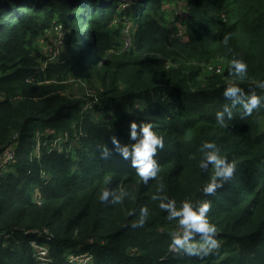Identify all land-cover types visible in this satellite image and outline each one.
<instances>
[{
	"label": "trees",
	"instance_id": "obj_1",
	"mask_svg": "<svg viewBox=\"0 0 264 264\" xmlns=\"http://www.w3.org/2000/svg\"><path fill=\"white\" fill-rule=\"evenodd\" d=\"M175 1L187 3L182 32L170 12ZM243 1L0 0V154L14 146L16 155L0 175V264H37L34 240L48 248L51 264H78L77 257L86 264H264V106L243 118L237 106L227 126L216 121L230 104L229 83L264 95L257 86L264 82V0ZM54 29L70 57L52 60L40 49L42 34ZM246 55L262 73L248 69L240 79L229 65L207 68ZM78 79L88 86L76 100L67 88ZM132 122H151L164 137L160 171L148 185L111 141L134 143ZM206 140L236 162L232 181L209 196L200 191L215 172L199 167ZM105 144L108 159L101 158ZM106 187L127 195L102 203ZM183 194L212 202L208 215L221 238L215 254L170 249L177 223L153 197L179 207ZM141 207L149 210L145 226L132 229Z\"/></svg>",
	"mask_w": 264,
	"mask_h": 264
},
{
	"label": "clouds",
	"instance_id": "obj_2",
	"mask_svg": "<svg viewBox=\"0 0 264 264\" xmlns=\"http://www.w3.org/2000/svg\"><path fill=\"white\" fill-rule=\"evenodd\" d=\"M230 36L231 33L224 36L225 44H228ZM230 72L243 79L247 76L248 65L243 59L234 58L230 61ZM257 86L264 87V82H259ZM223 96L230 101V104H225L222 110L216 112V121L222 126H227L226 118L227 120L233 118V110L237 109V106L241 110V118L251 116L254 110L264 106V95H259L253 90L246 91L235 83H229L225 87ZM128 136L129 140L134 143L122 144L116 136H112V144L120 157L128 161L135 169V174L142 183L148 185L150 181L158 177L161 166L156 157L158 152L165 147L164 137L154 131L151 122L140 124L132 122ZM200 151L204 158L200 161L199 167L205 171L210 167L215 169L210 181L202 185L200 191L205 196L214 195L218 189H222L232 181L236 172V162L222 156L221 148L215 141H204ZM112 155V150L105 144L101 151V158L108 159ZM160 190H163L162 187ZM126 195L127 193L118 194L115 189L106 187L100 193L99 199L102 203L114 205L121 203ZM153 199L160 201L159 208L167 213V219L177 223V227L169 232L171 250L183 252L188 256L204 258L215 254L221 248L218 227L208 215L212 207L210 200L185 199L177 207L174 198L154 196ZM148 212L147 207H141L138 219L130 222L131 228L144 227Z\"/></svg>",
	"mask_w": 264,
	"mask_h": 264
},
{
	"label": "rangeland",
	"instance_id": "obj_3",
	"mask_svg": "<svg viewBox=\"0 0 264 264\" xmlns=\"http://www.w3.org/2000/svg\"><path fill=\"white\" fill-rule=\"evenodd\" d=\"M232 2L235 3V4H237V6H239V7H244V1L243 0H232ZM126 5L127 4H123L121 6V9H124V7ZM185 7H186V10H187L188 9L187 8V3H186V5H184L180 1H175L173 3V8H172V11H170V12L171 13H177L178 14V15L177 14L176 15L178 16V18L180 20L179 22L177 21V19H175L176 17L173 14H170L169 15V18L171 19L172 22H174L175 24L178 22L177 26H178V28L180 30L179 32H182V31H184L186 29L185 28L186 24L184 22V20L186 18V12L184 10ZM167 8H168V6H167ZM259 14H261V13H259ZM124 23H128V22H124ZM243 23H244L245 26L248 27V24H246L245 22H243ZM114 24L117 25L118 22L115 21ZM170 25H172V24H170ZM129 28H130V25L128 23V24H126L125 33H129ZM60 35H61L60 32L57 31V30H55V29L54 30H47V31H45L42 34L41 39L39 40V43H38L40 49L43 52V54L48 55V57H50V59H52V60L57 59V58H60V57H64V58L70 57L69 56V53H68V50L66 48V45L64 44V42L62 40V37ZM129 41H130V39L128 38L126 40V42L128 43ZM242 59L247 63L248 69L251 70V66H250V59H252L251 55H246L245 58H242ZM220 60H224V61H222L223 62V66L220 65V64H218V66L208 65L207 68H209V70H211V71L221 72L222 69H223V71H225L228 65L230 67V61H231V59L230 60L220 59ZM251 71L258 72V73H262V71L259 70V69H257L256 66H254V69H252ZM80 80L81 79L72 80L69 83L66 82V84L68 83V85H69V88H67V90H69L70 93L72 94L71 97L73 99H76V100L77 99H81V96L84 95V93H85L84 88L87 85L86 81H84V80H81L80 81ZM231 81L233 82L234 80L232 79ZM83 82H85L86 85ZM85 95H86V93H85ZM90 97H92V96H90ZM88 103H89V105L94 106V105L97 104V100H95V101L89 100ZM263 109H264V107H263ZM262 128L264 130V117L262 118L261 131H262ZM62 139L63 140H66L65 137H63ZM58 140H60V139H58ZM58 140L56 141V143H58L57 145H59L62 142V141H59L58 142ZM188 190H189V188H186L183 193H186ZM194 198H195V194H194ZM194 198H192V200ZM183 199H185L184 194L181 197V200H183ZM31 245L33 246V242L31 243ZM34 247H35V250H36L37 247L36 246H34ZM44 257H47L46 258L47 263H43V264H51L52 263V258H51V256H50L49 253H47L46 256H41L40 258H44ZM38 259H39V257L37 256V258H36L37 262H38ZM72 262L78 263V264H86L87 263V261L83 260L82 257H77Z\"/></svg>",
	"mask_w": 264,
	"mask_h": 264
},
{
	"label": "built area",
	"instance_id": "obj_4",
	"mask_svg": "<svg viewBox=\"0 0 264 264\" xmlns=\"http://www.w3.org/2000/svg\"><path fill=\"white\" fill-rule=\"evenodd\" d=\"M91 93H94V91H92ZM40 150H41V146L39 143L37 148H36V153L38 154L40 152ZM15 158H16V155H15V147L14 146L7 148L6 150H4L2 152V154H0V175L2 173H6L8 171L9 167L14 163ZM44 235L48 237L47 234H44ZM45 238H44V240L47 239V238L46 239ZM46 241H49V239H47ZM34 246L37 247L36 251H37V256L39 257L37 264L47 263V261H46L47 257H44V258H40V257L46 256V254L49 253L48 248L42 246L40 242L35 241V240L33 241L32 247H34Z\"/></svg>",
	"mask_w": 264,
	"mask_h": 264
}]
</instances>
